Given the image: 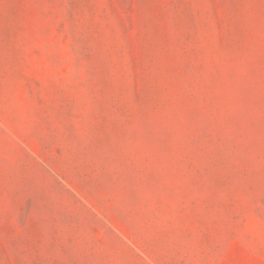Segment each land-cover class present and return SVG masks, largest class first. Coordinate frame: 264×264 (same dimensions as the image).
<instances>
[{
  "label": "rangeland",
  "instance_id": "rangeland-1",
  "mask_svg": "<svg viewBox=\"0 0 264 264\" xmlns=\"http://www.w3.org/2000/svg\"><path fill=\"white\" fill-rule=\"evenodd\" d=\"M0 264H264V0H0Z\"/></svg>",
  "mask_w": 264,
  "mask_h": 264
}]
</instances>
